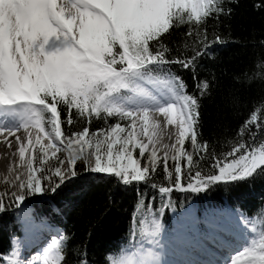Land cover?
Masks as SVG:
<instances>
[{
  "label": "snow or ice",
  "instance_id": "1",
  "mask_svg": "<svg viewBox=\"0 0 264 264\" xmlns=\"http://www.w3.org/2000/svg\"><path fill=\"white\" fill-rule=\"evenodd\" d=\"M221 13L223 0H0V138L9 149L15 148L13 155L18 154L22 169L11 181H2L17 190L0 194V212L13 205L20 208L26 197L56 193L80 175L78 161L85 172L114 176L125 186L143 183L158 191L165 201L161 212L173 207L170 198L175 191L201 193L214 185L264 174V141L255 143L264 123L256 132L251 130L261 106L241 126L239 135L247 132L248 139L229 141L231 151L217 156L209 151L207 141H198V97L186 94V85L170 69L179 64L193 71L195 79L197 59L224 41L218 35L209 39L207 28L201 32L197 27L203 47L193 48L189 58H180L168 55L171 49L162 37L178 25L204 26ZM192 34L189 27L186 35ZM197 87L203 96L210 85L205 80ZM157 113L176 128L168 133L174 142L162 145L163 157L157 149L160 122L153 118ZM92 117L106 124L108 117H117L118 122L90 131ZM124 120L129 121L127 126L119 122ZM79 123L85 126L73 131ZM62 124L69 126L67 131ZM186 142L190 148H185ZM169 160L174 162V174ZM204 161H211L208 171ZM161 164L167 184H157L153 176ZM143 204V199L138 202V211ZM237 216L245 234L243 243L223 264H264V211L253 214L260 220L238 210ZM179 226L190 230L188 239L199 247L207 242L221 244L222 225L207 215ZM162 231L150 207L138 222L134 214L132 235L138 233L139 239L118 255L110 254L109 264H171L156 250L162 247ZM66 240L60 234L35 257L23 259L14 244L0 261L64 264Z\"/></svg>",
  "mask_w": 264,
  "mask_h": 264
},
{
  "label": "trees",
  "instance_id": "2",
  "mask_svg": "<svg viewBox=\"0 0 264 264\" xmlns=\"http://www.w3.org/2000/svg\"><path fill=\"white\" fill-rule=\"evenodd\" d=\"M223 8L224 13L218 18H210L204 26L178 25L162 37L171 49L168 55L180 58H189L194 54L193 48L203 47L196 37L197 27L201 32L206 27L209 39L218 35L224 41L212 45L207 50L208 54L197 59L195 79L193 71L179 64L170 66L186 85L185 93L198 97V141H207L209 151H214L217 156L231 151L229 141L235 144L248 139L247 132L242 136L239 132L257 106H261V111L257 112L258 120L251 130L256 132L264 123V0H223ZM189 27L193 28L192 36L186 35ZM205 80L210 87L201 96L197 85ZM61 118H64L63 112ZM116 122L117 117H108L107 124L104 119L92 117L87 126L90 131H95ZM119 122L122 126L129 123L127 120ZM84 126L79 123L72 130L78 131ZM68 128L62 124L63 130ZM262 141L264 128L257 132L255 138L256 144ZM59 155L62 156L61 153ZM209 163L211 161L203 162L205 171L209 170ZM169 165L174 174V163ZM77 166L81 169L80 175L56 193L37 194L26 197L24 201L25 211L33 220H42L43 224L58 229L67 237L64 264H78L81 259H86L87 264H109L107 257L110 254L118 255L139 239L138 233L135 237L132 235L134 214L138 222L149 207L163 225L160 238L171 244L191 242L188 239L190 230L181 229V222L203 220L207 215L219 224L216 221L219 212L230 215L237 210L249 218L260 220L261 217H253V214L264 211V174L243 182L214 185L201 193L175 191L170 198L173 207H165L161 212L165 201L158 191L143 183L125 186L114 176L85 172L80 161ZM153 176L157 184L169 182L165 179L162 164ZM182 182H188L187 176ZM142 199L144 204L138 211L137 204ZM5 200L7 202V197ZM21 212L14 205L0 212V256L9 254L13 240L22 236Z\"/></svg>",
  "mask_w": 264,
  "mask_h": 264
},
{
  "label": "bare ground",
  "instance_id": "3",
  "mask_svg": "<svg viewBox=\"0 0 264 264\" xmlns=\"http://www.w3.org/2000/svg\"><path fill=\"white\" fill-rule=\"evenodd\" d=\"M153 118L160 122V128L158 129V133L160 135V144L157 145V149H158V156L163 157L164 152L162 150V145L165 143L170 144L174 142L175 137L173 136L172 139H169L168 133L170 132L174 133L176 131V128L175 126L167 125L165 117L160 116L158 113ZM139 128L140 125L138 124L137 130H139ZM20 134L22 133H18V135ZM141 138L145 142H147L146 137H141ZM9 139L12 141L15 140L14 137H9ZM149 148L151 149V145L149 146ZM15 151H16L15 148L9 149L6 146V144L3 143V138H0V194L2 190V183H3L2 181L5 179L11 181L14 174L22 171V169L18 167V163H19L18 154L13 155ZM63 157H66V153H64ZM15 190L17 189L14 187H9L10 193ZM225 224L227 227L226 231H229V233H227L226 235H225L226 231L224 233H220V240L222 246L221 244L215 243L214 245L215 249L224 248L229 250L233 247V243L235 244V241L233 242L234 240L233 236H235L236 233L235 231L232 230V227L229 226L227 220H225ZM23 230L25 231V243L15 244L20 249L22 259L25 257H35L37 252H42L41 246L43 242L50 235L52 237L56 236L53 233L46 232V230H48L46 228H41V230H39V228L31 224H28ZM202 261L203 262L211 261L212 264H216L214 258H212L209 255H201L199 258H195L193 256L187 255L182 259L171 261V264H199V262Z\"/></svg>",
  "mask_w": 264,
  "mask_h": 264
},
{
  "label": "rangeland",
  "instance_id": "4",
  "mask_svg": "<svg viewBox=\"0 0 264 264\" xmlns=\"http://www.w3.org/2000/svg\"><path fill=\"white\" fill-rule=\"evenodd\" d=\"M149 87H151V86H149ZM159 87H163L162 85H160ZM190 148V143L189 142H186V144H185V148ZM61 154H62V157L64 156V152H61ZM146 156H147V153L145 154ZM134 156L135 157H139V150L137 149L136 150V152L134 153ZM171 162H173V161H171V160H169V163H171ZM181 162H183V161H181ZM143 163H144V161L143 160H141V165L143 166ZM174 163V162H173ZM4 191H7L9 194H10V191H9V187L7 186V185H4L3 183H2V190H1V194L4 192ZM6 198V197H5ZM18 209V211H25L26 210V205H25V203H23L21 206H20V208H17ZM25 209V210H24ZM22 214L20 215V218H21V220L22 221H24L23 223L24 224H26L25 225V227L28 225L27 223H26V221H27V219L29 220V219H31L32 221L30 222L31 223V225H32V223H36V224H33V225H39V224H43V223H45L44 221H36V220H33V218H31V216L28 214V213H26V211H25V213L24 212H21ZM237 219H238V216H237V213L236 214H233V216L231 217V219H230V222H229V225L230 226H232V229L235 231V233H236V235L235 236H233V242L235 241V244L233 243V247L230 249V250H227V249H224V248H220V249H215V247H214V245H215V243H212V242H209L208 244H211L212 246H213V249H215L216 251V254H218V256L217 255H215V260H216V262L218 261L219 262V264H223V262L226 260V259H228V256L232 253V252H234L236 249H238L240 246H241V244L243 243V237H244V235L245 234H243L242 233V229H241V227L237 224ZM29 223V224H30ZM23 224V225H24ZM24 227V228H25ZM39 230H41L40 228H39ZM46 232H50V231H47L46 230ZM51 233V232H50ZM33 238V237H32ZM54 238H57V237H52L51 235L43 242V244H42V246H41V250H43L49 243H51V241L54 239ZM19 244V243H25V239L23 240H21V241H16L15 242V244ZM165 244V243H164ZM161 248H159V249H156L157 251H160L162 254H163V258H164V260H166V261H168L169 259H175L176 257L178 258V257H181L184 253H190V252H192V253H194V254H202L203 252H195V251H193V250H186V251H180V250H178V251H180V252H176V251H173L171 248H169V246H168V244H165V246L163 245V242H161ZM148 247H152V246H150V245H148ZM174 247H176V248H178V249H180V244H179V242H176V244L174 245ZM168 249H170V250H168ZM170 252V254L173 256V257H171V256H168L167 254H166V252ZM181 253H183V254H181ZM222 258L221 260H220V258ZM241 259H243V256H241Z\"/></svg>",
  "mask_w": 264,
  "mask_h": 264
},
{
  "label": "water",
  "instance_id": "5",
  "mask_svg": "<svg viewBox=\"0 0 264 264\" xmlns=\"http://www.w3.org/2000/svg\"><path fill=\"white\" fill-rule=\"evenodd\" d=\"M54 235H56V236H59L57 232H56V233H54Z\"/></svg>",
  "mask_w": 264,
  "mask_h": 264
}]
</instances>
